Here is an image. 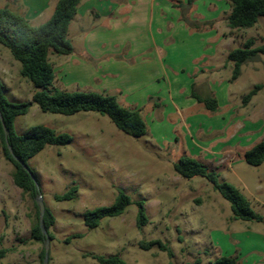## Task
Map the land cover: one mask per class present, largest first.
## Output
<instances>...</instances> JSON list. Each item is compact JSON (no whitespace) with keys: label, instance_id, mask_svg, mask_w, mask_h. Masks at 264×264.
<instances>
[{"label":"rangeland","instance_id":"1","mask_svg":"<svg viewBox=\"0 0 264 264\" xmlns=\"http://www.w3.org/2000/svg\"><path fill=\"white\" fill-rule=\"evenodd\" d=\"M187 1L125 0L100 20L83 19L82 31L70 27L71 54H49L53 87L115 95L123 106L139 110L147 131L133 138L98 113H44L34 103L15 119L19 135L40 125L72 139L64 146H45L26 164L54 217L47 264H97L90 255H116L126 264H209L221 256L238 264H264V162L253 167L243 161L246 150L264 141V55L245 62L234 81L233 64L226 60L248 39L254 46L264 44V17L251 28L229 30L225 0L213 6L192 0L189 20L210 21L208 13L217 20L213 29L189 30L171 6H187ZM5 6L33 26L47 21L54 9L50 0H0V8ZM19 68L0 45L4 94L13 102H31L35 88ZM256 84L262 89L244 103ZM192 89L203 97L213 94L218 112L191 98ZM184 156L236 187L261 221L234 220L229 202L206 178L178 176L173 164ZM12 171L0 141V248L7 250L0 264H40L43 243L30 237L35 198L13 184ZM72 185L77 187L73 199L54 200ZM118 190L131 200L125 211L101 219L96 228L85 227L83 214L110 206ZM138 203L147 217L141 228L136 226ZM157 239L171 249V258L157 247H139Z\"/></svg>","mask_w":264,"mask_h":264},{"label":"trees","instance_id":"2","mask_svg":"<svg viewBox=\"0 0 264 264\" xmlns=\"http://www.w3.org/2000/svg\"><path fill=\"white\" fill-rule=\"evenodd\" d=\"M229 5V13L225 18V25L229 30L246 29L253 27L259 18L264 17V0H225ZM80 0H57L49 19L43 24L33 26L22 15L12 11L5 6L0 8V45L9 51L13 60L20 64L19 74L30 82L35 90L32 93L31 102H13L4 94L3 84L0 81V115L7 131V144L12 151L10 154L0 122V141L4 158L11 163L13 171L11 174L13 184L35 198L38 194L37 185L32 180L14 157L19 158L25 164L28 159L35 156L47 145L64 146L71 143L72 139L68 134H57L51 128L45 126H32L23 134H17L14 130V121L18 116L27 114L31 103L37 105L44 113L60 115H73L79 112H95L106 116L113 125L123 134L138 138L146 134L147 127L139 110L123 106L115 95L99 93L95 91H67L53 87L55 72L49 60V54L69 55L73 48L68 38L69 26L74 19ZM192 0L183 4H173L180 11V20L189 30H208L214 28V21L192 22L188 18L189 7ZM191 10V9H190ZM258 55H264V44L254 46L253 40L248 39L242 48H236L227 54L226 60L232 62L233 69L230 81L238 78L241 66L253 60ZM263 85L256 84L242 98L246 103ZM190 97L198 104H201L206 111L217 113L219 110L218 101L213 94L201 96L191 90ZM243 161L249 166H259L264 162V141L255 143L243 153ZM175 173L181 178L191 179L193 177H204L226 201L229 202L230 210L234 220L261 221V217L251 208L250 202L233 185L221 182L217 175L209 171L198 160L184 156L173 164ZM77 187L72 185L63 195H55L56 202L68 201L75 197ZM131 200L127 194L118 190L114 202L110 206L97 207L88 210L83 214L85 227L92 229L99 226L103 218H114L121 215ZM35 217L30 228L32 240L43 243L39 259L43 264L44 242L42 227L45 229L48 239L52 236L49 229L54 224L52 213L45 207L43 222L39 223L38 207L35 203ZM147 223L145 209L142 203H138L136 226L141 228ZM142 250H150L157 247L165 252L169 258L172 257L171 249L161 240L140 242ZM7 250L0 248V259L6 256ZM97 264H126L120 257L90 255ZM189 264V263H187ZM192 264H200L195 260ZM209 264H238L235 258L221 256Z\"/></svg>","mask_w":264,"mask_h":264},{"label":"crops","instance_id":"3","mask_svg":"<svg viewBox=\"0 0 264 264\" xmlns=\"http://www.w3.org/2000/svg\"><path fill=\"white\" fill-rule=\"evenodd\" d=\"M56 1L57 0H50V2H52V4H54V5H55ZM124 1L125 0H80L76 15H75L74 19L72 20V22L70 23L69 28L72 27L73 25H76V28H77L76 30L82 31L83 27H82L81 21L83 19H85L87 17L88 18L91 17L92 19L100 20L102 14L110 12L111 9L118 10L119 8H121ZM131 1L135 2L137 0H129V2H131ZM138 1H140V0H138ZM221 1H224V0H221ZM216 2H218V0H212V1L209 0V5H211L212 3H216ZM81 5H83V8L81 7L82 9L80 8ZM213 5L214 4H212V6ZM171 6H173V4H171ZM195 8H196V6H195ZM229 10H230V8L228 6L227 11H224L225 17L228 15ZM207 17L208 18H206V20H210V21L217 20L216 17L213 16V14H211V13H208ZM96 27H97V25H94V28H96Z\"/></svg>","mask_w":264,"mask_h":264},{"label":"water","instance_id":"4","mask_svg":"<svg viewBox=\"0 0 264 264\" xmlns=\"http://www.w3.org/2000/svg\"><path fill=\"white\" fill-rule=\"evenodd\" d=\"M0 122H1V126H2V130H3V134H4V138H5V144L10 152V154L13 156L12 154V151L11 149L9 148L8 144H7V131L5 129V125L3 123V120H2V117L0 115ZM15 161H17L20 166L28 173L30 174L32 180L34 181V183L36 184V181L31 173V171L27 168L26 164L21 161L19 158H16L14 157ZM35 203L38 207V213H39V223L40 225L42 224L43 222V216H44V213H45V205H44V202H43V199L41 197V194L40 192L38 191V194L37 196L35 197ZM42 233L44 235V238H45V242H44V258H43V264H47L48 262V244H49V239H48V236H47V233L45 231V229L42 227Z\"/></svg>","mask_w":264,"mask_h":264}]
</instances>
